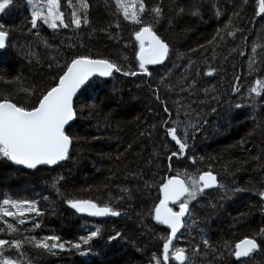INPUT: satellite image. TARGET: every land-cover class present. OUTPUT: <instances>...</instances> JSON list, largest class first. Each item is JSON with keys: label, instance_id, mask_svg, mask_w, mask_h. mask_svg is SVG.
Returning a JSON list of instances; mask_svg holds the SVG:
<instances>
[{"label": "trees", "instance_id": "trees-1", "mask_svg": "<svg viewBox=\"0 0 264 264\" xmlns=\"http://www.w3.org/2000/svg\"><path fill=\"white\" fill-rule=\"evenodd\" d=\"M62 1L65 22H70L78 0H71V4ZM88 3L90 23L80 29L74 25L51 29L42 22L32 28L33 6L28 0H13L5 13H0V23L9 32V46L0 53V97L34 102L53 84L59 72L56 62L63 65L77 55L107 58L125 70L139 71L135 58L138 43L133 34L139 26L114 15V0H102L103 10L94 0ZM145 3L149 8L159 4L164 9L156 30L169 43L167 62L150 67L151 77L114 73L109 80H98L79 94L72 127L79 139L64 163L26 171L0 159V201L33 200L42 213L26 214L21 218L24 224L12 217L0 220V229H4L0 239L23 241L20 251L5 246V255L17 264H154L152 257L161 256L162 238L169 232L148 215L158 203L161 179L177 171L197 169L210 170L220 183L245 191L222 198V190L210 189L197 201L201 218L188 239L195 243L186 252L187 264H264V235L260 234L264 212L259 196L264 191V92L256 96L250 91L257 87V80L264 82V59L250 74L244 69L245 54L257 31L263 29L264 36V14H257L259 0ZM180 8L184 9L181 14ZM193 11L198 15H192ZM166 25H177L179 31L170 33ZM228 31H235V35L229 36ZM10 47L24 58H11ZM210 70L213 74L206 75ZM23 89L35 95L29 96ZM165 105L171 114L169 126L172 120L181 121L179 135H183L185 124L196 125L188 130L187 154L172 159L171 171L168 156L178 151V146L166 135L164 121L169 120V113L164 112ZM191 157L196 158L195 164ZM68 200H92L101 206L110 203L121 215L95 221L75 213ZM5 221L18 230L9 233ZM36 224L45 230L39 231ZM93 227L101 231L90 245L77 250L68 243L77 240L85 228ZM117 232L122 233L121 238L109 243V237ZM33 236H58L65 249L36 248L25 239ZM245 237H254L259 247L236 261L229 253ZM203 239L217 251L205 248ZM196 246L200 250L194 254Z\"/></svg>", "mask_w": 264, "mask_h": 264}, {"label": "snow or ice", "instance_id": "snow-or-ice-1", "mask_svg": "<svg viewBox=\"0 0 264 264\" xmlns=\"http://www.w3.org/2000/svg\"><path fill=\"white\" fill-rule=\"evenodd\" d=\"M13 0H0V13L12 5ZM33 5L31 13V26L37 28L38 21L47 25L51 29L58 27L69 28L75 26L80 29L82 25L90 23L88 19V9L90 7L88 0H78V7L73 6L71 11L70 22H65L64 12L61 10L60 0H42L40 5H35L34 0H28ZM71 4V0H68ZM114 15H122L125 21L133 25H138V30L134 31V39L138 43L136 52V61L138 62L139 71L125 70V67L115 61L107 58H93L90 55H77L63 65L56 62V68L59 72L53 77V84L41 92L34 102L19 103L15 99L0 97V159L11 161L15 165H21L27 169L36 170L40 166H57L62 162L70 159V149L75 141L79 138L72 132L73 123L77 119L78 110L76 108V98L78 94H83L89 88H92L99 78L113 77L114 73H120L123 76L144 75L151 77L153 73L149 71V66L162 65L170 56V46L156 30V25L164 17V9L157 4L151 8L147 6L145 0H114ZM180 13L184 12L180 8ZM192 15H198L193 11ZM264 14V0H259V11ZM238 15V13H237ZM171 22V21H169ZM119 28L120 24L117 23ZM226 29L229 25L225 26ZM236 31H239L237 29ZM229 36H234L235 31H228ZM9 32L5 30V25L0 23V50L8 48ZM217 36L222 40L223 37L217 32ZM217 37H213L215 40ZM211 43V42H210ZM255 52V48H253ZM243 54V53H241ZM127 59V58H126ZM52 67V65H49ZM213 71L210 70L206 75L211 76ZM257 87L251 88V92L260 96L264 92V82L256 81ZM239 91L238 88L234 89ZM29 96L35 95L34 91L23 89ZM207 91V90H206ZM156 94V93H154ZM156 98L160 97L156 94ZM237 108L241 105L237 104ZM215 111V109H213ZM164 112L169 113L168 107L164 106ZM164 121L166 135L171 138L178 146V151H173L169 160V171L172 170L171 161L187 154L189 149V129L195 128L196 125L189 122L183 127V135L178 131L181 126L179 118L171 121ZM131 148V145H129ZM203 159V158H201ZM192 164L196 163V158L191 157ZM62 179V178H61ZM147 187V185H146ZM216 189L223 191V197L229 194H235L245 189L239 187H228L218 181L217 175L212 171L195 172L185 170L183 173L177 171L174 175L163 177L159 184L158 203H155L148 210V215L159 225L167 227L168 235L163 237L161 256L152 257L154 264H170L175 261L177 264H186L188 256L186 249L174 244L178 241V233L183 235L182 229L190 230L195 224L196 219L193 216V209L190 205L198 201L205 195L206 190ZM127 191V189H122ZM259 196L264 200V191L259 192ZM68 205L75 209L77 213H86L93 217H119L121 211L112 207L110 203L103 206L92 200H68ZM215 207V205H213ZM35 213L37 216L42 215L37 207V202L33 200H14L4 198L0 201V220L12 217L17 218L20 224H24L21 219L26 214ZM191 221V223H189ZM6 223L7 231L14 233L18 229L11 223ZM39 227V224L34 225ZM4 231V229H0ZM100 229L96 228L90 231L87 236L80 237V242L71 244L77 250L82 245H90L93 239L100 235ZM264 235V229L260 230ZM122 233L117 232L114 236L109 237V241L121 238ZM34 246L45 251L54 249H65V243L60 242L58 236H48L42 239L36 237L25 238ZM51 242V243H49ZM23 241L0 239V264H17V261L5 255V246L15 248L20 251ZM71 243V242H68ZM205 248L216 252L209 244L207 239H203ZM229 247L227 244L224 246ZM259 245L257 240L245 237L235 243L234 250L229 253L237 261L241 258L248 257L250 253L257 250ZM199 246L193 250L194 254L199 252ZM243 264V262H241Z\"/></svg>", "mask_w": 264, "mask_h": 264}, {"label": "rangeland", "instance_id": "rangeland-1", "mask_svg": "<svg viewBox=\"0 0 264 264\" xmlns=\"http://www.w3.org/2000/svg\"><path fill=\"white\" fill-rule=\"evenodd\" d=\"M62 1V0H61ZM42 2V0H34V4L35 5H40ZM63 2V1H62ZM78 2V1H77ZM76 2V4H77ZM94 3L98 4L99 3V6L100 8L103 10V4H102V0H97L95 1L94 0ZM75 4V5H76ZM33 6V5H32ZM31 11H33V9H31ZM179 14H181L179 12ZM38 24L40 25L41 23L38 21ZM170 28L167 27V31L170 32V33H176V30L177 29V25H166ZM60 27H58L59 29ZM101 28V27H99ZM166 29V28H165ZM164 29V30H165ZM102 30V29H100ZM109 30V29H108ZM108 30H105L103 29L102 31L105 32V33H108L109 31ZM174 30V32H173ZM179 31V30H178ZM261 33H263V29H259L256 33V36L254 38V40L252 41V43L249 45L248 47V50H247V55L245 54V64H244V69L246 71L247 74H250L254 68L258 65V63L260 62V60L264 59V40H261V37L263 35H261ZM183 34H180V36H182ZM264 37V36H263ZM258 39V40H257ZM257 40V41H255ZM238 42V41H237ZM253 48H255V52L253 51ZM9 50H11L12 54H9V55H12L11 58H16V57H19L20 59L21 58H24V56H22L21 54H17L12 47L9 48ZM8 55V56H9ZM7 56V57H8ZM255 72H253L254 74ZM84 122H82L83 124ZM190 207L193 209V216L196 220L199 219V213H198V202H193ZM262 208H263V212H264V207L262 205ZM201 218V217H200ZM189 223H191L189 221ZM41 225H39V231L41 230H45L44 229H40ZM96 228L98 227H93V228H86L85 229V232L82 233L81 235L78 236L77 240H74L72 241L71 243H77V242H80V237L82 236H87L89 234L90 231H94ZM183 235L182 236H178L180 237V239L178 240V243H174L176 244L177 246L179 247H183L186 249V252L191 250L192 249V243H195V242H191L189 241L188 242V239H192L191 238V234L193 233L192 231V228L190 230H184V232H182ZM205 233L204 229L201 231V236H203V234ZM39 237H44V235H38ZM96 239V238H95ZM94 240V239H93ZM124 240V239H123ZM109 243H111L109 240H107ZM93 243V241L91 242ZM83 246V245H82ZM187 254V253H186ZM188 256V254H187Z\"/></svg>", "mask_w": 264, "mask_h": 264}, {"label": "water", "instance_id": "water-1", "mask_svg": "<svg viewBox=\"0 0 264 264\" xmlns=\"http://www.w3.org/2000/svg\"><path fill=\"white\" fill-rule=\"evenodd\" d=\"M2 51H4V50H0V52H2ZM155 66H157V65H154V67ZM110 78V77H109ZM109 78H99V79H101V80H104V81H106V80H108ZM65 162V161H64ZM10 163L13 165V166H15V167H18V168H21V169H23V170H26V171H34L33 169H27V168H25V167H23V166H21V165H15V164H13L11 161H10ZM63 163V162H62ZM58 166V165H57ZM41 167H56V166H40L39 168H41ZM264 201V200H263ZM75 213H77L76 211H75V209H73V208H71ZM78 214H83V215H87L86 213H78ZM87 216H89V215H87ZM89 217H91V218H93L94 220H96V221H101V220H104V219H107V218H113V217H111V216H109V217H93V216H89ZM164 226V225H163ZM164 227H166V226H164ZM167 228V227H166ZM244 239V238H243ZM245 258V257H244ZM244 258H241V260H243ZM236 260V259H235Z\"/></svg>", "mask_w": 264, "mask_h": 264}]
</instances>
